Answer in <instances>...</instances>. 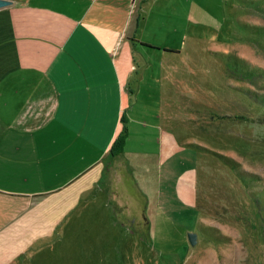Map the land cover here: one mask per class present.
Segmentation results:
<instances>
[{"label":"crops","instance_id":"obj_1","mask_svg":"<svg viewBox=\"0 0 264 264\" xmlns=\"http://www.w3.org/2000/svg\"><path fill=\"white\" fill-rule=\"evenodd\" d=\"M4 1L10 5L0 8V264H23L35 245L55 239L61 221L120 169L145 197V211L153 206L166 218L170 194L182 208L195 206L196 174L180 189L172 182L183 144L160 123L138 135L134 119L125 117L140 85L158 83L145 78L151 62L134 53L142 59L146 50L182 52L168 33L157 37L154 25L169 17L166 6L161 12L160 0ZM157 89L161 103V82ZM121 118L126 142L111 157ZM148 144L154 150L144 149Z\"/></svg>","mask_w":264,"mask_h":264},{"label":"rangeland","instance_id":"obj_2","mask_svg":"<svg viewBox=\"0 0 264 264\" xmlns=\"http://www.w3.org/2000/svg\"><path fill=\"white\" fill-rule=\"evenodd\" d=\"M163 6L169 17L156 21L157 37L168 33L182 52L134 53L158 83L140 85L125 117L138 135L160 123L183 144L172 182L180 189L195 173L196 205L182 208L170 194L166 218L145 211L120 169L23 264H264V0H160L155 11Z\"/></svg>","mask_w":264,"mask_h":264},{"label":"trees","instance_id":"obj_3","mask_svg":"<svg viewBox=\"0 0 264 264\" xmlns=\"http://www.w3.org/2000/svg\"><path fill=\"white\" fill-rule=\"evenodd\" d=\"M121 122L123 124V127H122V130L121 132L119 133V135L117 136V138L115 139V141L113 142L111 148H110V156L111 157H115L117 155H119L122 150H123V147L125 145V142H126V138H127V130H126V127H125V121L123 118H121Z\"/></svg>","mask_w":264,"mask_h":264},{"label":"water","instance_id":"obj_4","mask_svg":"<svg viewBox=\"0 0 264 264\" xmlns=\"http://www.w3.org/2000/svg\"><path fill=\"white\" fill-rule=\"evenodd\" d=\"M10 5L8 1L0 0V8ZM187 240L190 246L194 247L197 243V236L194 233L187 234Z\"/></svg>","mask_w":264,"mask_h":264}]
</instances>
